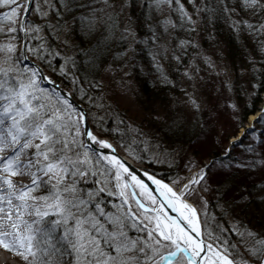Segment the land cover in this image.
<instances>
[{"label":"snow or ice","instance_id":"snow-or-ice-1","mask_svg":"<svg viewBox=\"0 0 264 264\" xmlns=\"http://www.w3.org/2000/svg\"><path fill=\"white\" fill-rule=\"evenodd\" d=\"M45 5L50 0H0V246L24 264H251L223 235L201 238L207 220L184 198L198 194L192 186L202 174L179 193L163 185L178 215L160 212L147 185L89 128L83 109L41 86L55 82L30 62L45 59L44 45L28 41L43 39L31 17L47 16ZM240 7L262 22L234 26L264 34V0H240ZM233 231L264 264V239Z\"/></svg>","mask_w":264,"mask_h":264},{"label":"rangeland","instance_id":"rangeland-1","mask_svg":"<svg viewBox=\"0 0 264 264\" xmlns=\"http://www.w3.org/2000/svg\"><path fill=\"white\" fill-rule=\"evenodd\" d=\"M92 3L98 24L111 26L118 34L121 49L104 68L97 93L87 92L82 87L77 89V95L87 102V115L101 117L106 114V108H113L114 115L125 119L134 136L130 147L134 158L141 157L150 162L156 174H164L165 179L158 178L177 189L202 174L201 184L192 186L198 194L186 199L201 212V221L207 220L206 225L201 224L205 240H208L206 233L223 235L238 245L251 264H259L244 250L239 236L233 231H251L264 239L252 220L253 216L260 215L259 210L246 195L232 204L226 199L217 200L214 188L219 178L210 176L206 167L217 154L219 157L237 155L240 153L237 144L246 141L243 146L247 145L248 150L243 153L258 160L254 168L255 185H261V191L254 198L264 213V121L257 122L264 110V91L259 95L257 111L243 117L245 108L252 107L258 91L253 77L260 70L259 60L264 64V34L256 35L243 25L234 26L236 21L252 24L262 21L241 7L230 17L235 31L251 37L252 44L260 46L259 57L249 51L242 65L239 61H230L222 39L214 37L213 29L207 27L206 7L202 0H179V4L158 3L157 0H107L106 3L105 0H93ZM142 3L153 9L154 17L143 24L141 33L133 11L142 8ZM54 9V0H50V5H45L47 16L33 14L31 19L41 27L38 35L43 39L28 43L30 46L43 44L45 55L48 49L45 28L52 32L56 49L49 57L53 54L58 57L59 72L68 75V62L74 53V35L68 23L51 30ZM183 12L188 16L185 17ZM165 21L171 23L165 24ZM179 28L185 33L176 32ZM146 76L154 77L158 86L165 87L166 92L158 97L164 98L163 101L157 98L154 102L143 103L139 98L138 82ZM70 80L74 84L72 77ZM173 127L186 133L189 140H166L167 132H172ZM0 254V264H24L19 256L4 248L0 249Z\"/></svg>","mask_w":264,"mask_h":264},{"label":"trees","instance_id":"trees-1","mask_svg":"<svg viewBox=\"0 0 264 264\" xmlns=\"http://www.w3.org/2000/svg\"><path fill=\"white\" fill-rule=\"evenodd\" d=\"M92 2L93 0H54L55 9L52 13L54 16V26H52L51 30L68 23L74 35V53L70 57V62H68V75L67 73L61 74L59 72L60 63H57L58 57L54 56V54L52 58L49 57V54L56 49V38L46 28L45 41L48 49H46L47 52L44 55L45 59L41 61L38 58L30 56L32 60L40 64L43 70L55 82L69 90L72 97L82 104L85 109L87 102L83 96L77 95V89L82 87L87 92L97 93L104 68L110 61L116 58L118 50L121 49L119 47L121 41L118 38V34L114 32L111 26L104 23L102 25L98 24L96 16L92 12L95 9ZM202 2L206 7L204 16L208 21L207 27L213 29L214 37L222 39L226 54L229 56L231 62L239 61L243 65L249 51L259 57V44H252L251 37L245 34L241 36L239 32L235 31V27H232L233 25L230 22L231 15L240 9V0H202ZM231 9H234V11H229ZM133 17L138 24V30L142 33L141 28L143 24L148 23L154 17V11L150 6L142 3V8L133 11ZM176 32L185 33L181 28ZM258 64L260 70L258 69L253 77V81L258 84V91H256L252 107L245 108L243 112L244 119L246 116L257 111L259 95L264 91V64L260 60ZM70 77L75 80L74 84L71 83ZM158 85L159 83H157L154 77L150 79L146 76L138 82L139 98H141L143 103L154 102L166 92L165 87ZM158 99L163 101L164 98ZM105 113L103 116H98L97 118H92L88 115V121L93 131L100 137L111 139L119 150L130 156L135 162L146 165L147 168L145 169L147 171L165 179L164 174L158 175L154 172L150 166V162H146L141 157L137 158V160L134 158L133 155L135 154L130 149L134 136L130 134L125 119L114 115L115 113L111 107L106 108ZM173 129L172 132H167L166 140L175 139L177 141H184L185 138L189 140L187 138L189 136L186 133L175 127ZM182 134H184V137ZM245 142L237 144L238 151L240 152L237 154L238 156L235 154L232 157H219L217 154L216 158L207 165L206 170L210 176L216 175L219 178L214 188L217 200L226 199V201L232 204L235 201H239L244 195L248 197L247 199H250L249 201L252 200L254 204L252 205L260 212V215H257V217L253 216L252 220L256 223L255 226L259 228L260 235L263 234L264 237V213L260 205L257 206V200L254 198L255 194L261 191V185H255L254 168L257 158L246 152L243 153L244 150H248L247 145L243 146ZM239 156L242 159L238 158ZM262 205L264 206V203ZM247 207L246 209L249 211ZM247 211H245V215Z\"/></svg>","mask_w":264,"mask_h":264},{"label":"water","instance_id":"water-1","mask_svg":"<svg viewBox=\"0 0 264 264\" xmlns=\"http://www.w3.org/2000/svg\"><path fill=\"white\" fill-rule=\"evenodd\" d=\"M30 62L32 65H35L37 68L40 69L43 76L47 77L51 81H54L46 74V72L43 70V68L40 66V64L38 62H35L31 59H30ZM41 85L43 87L48 88V89L57 88L62 94H68V98L73 102V104L79 106V108L83 109V111L87 114L85 107L82 104H80L79 102H77L72 97L71 93L67 89L60 86L57 82H55L54 84L42 83ZM87 124H88L89 128L92 130V128L90 127L89 121H88V115H87ZM105 140L108 143H110L116 149V147L113 145V143L109 139L105 138ZM105 151H108V150H105ZM114 154L117 155L121 160H123L128 166H130V168L137 175L138 179H140L145 185H147L146 190L147 191L151 190L152 195H154L157 199V202H158L157 205H159L165 211V213L167 215H171V216H177L178 215V213L173 212L168 207V201L169 200H167V198L164 196V194L158 188L157 184L153 183V180H159V178H157L155 175H153L150 172L143 169V167H141L139 164L134 162L131 158H129L128 156H126L125 154L120 152L119 150L116 149ZM149 177H152L153 179H149ZM130 191H131V189H130ZM191 235H193V237H195V233H191ZM201 238L205 240V238L203 236V231H202V237ZM200 255L203 256L204 253H201ZM198 261H199V258H197L196 264H198Z\"/></svg>","mask_w":264,"mask_h":264},{"label":"bare ground","instance_id":"bare-ground-1","mask_svg":"<svg viewBox=\"0 0 264 264\" xmlns=\"http://www.w3.org/2000/svg\"><path fill=\"white\" fill-rule=\"evenodd\" d=\"M252 119V118H251ZM95 134V133H94ZM95 135H97V134H95ZM98 136V135H97ZM100 139H103V140H105V138H102V137H100V136H98ZM160 182H161V184H159V185H157L158 186V188L161 190V192L164 194V196L167 198V200H169V199H172V197H171V195L170 194H168L167 193V190L165 189V188H163V185H168V187H170V188H172L174 191H176L177 193H179L180 192V190L182 189H177L176 187H174L172 184H170V183H167V182H165V181H163V180H159ZM185 200H186V202H188V203H190V204H192L189 200H187L186 199V197L184 198ZM154 207H156L160 212H163V213H165V211L159 206V205H155ZM166 214V213H165ZM167 215V214H166ZM1 248H3L2 246H1ZM0 248V249H1ZM1 255V254H0ZM2 256V255H1Z\"/></svg>","mask_w":264,"mask_h":264}]
</instances>
